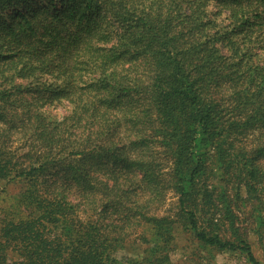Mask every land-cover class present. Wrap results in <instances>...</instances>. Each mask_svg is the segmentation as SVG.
I'll return each instance as SVG.
<instances>
[{
  "label": "trees",
  "instance_id": "obj_1",
  "mask_svg": "<svg viewBox=\"0 0 264 264\" xmlns=\"http://www.w3.org/2000/svg\"><path fill=\"white\" fill-rule=\"evenodd\" d=\"M0 183V264H261L264 0H0Z\"/></svg>",
  "mask_w": 264,
  "mask_h": 264
},
{
  "label": "rangeland",
  "instance_id": "obj_2",
  "mask_svg": "<svg viewBox=\"0 0 264 264\" xmlns=\"http://www.w3.org/2000/svg\"><path fill=\"white\" fill-rule=\"evenodd\" d=\"M64 113L65 111L62 107L51 110V115L57 118ZM0 190H4L6 194L4 195L5 199H8L9 196L18 193L19 186L13 183H0ZM175 202L176 198L174 195L168 194L163 211L172 209ZM127 251L119 253V256L127 255ZM253 251L256 259L261 262V264H264L263 255L256 244L253 245ZM171 260L173 264H243L241 261L230 259L222 255H217L212 260L208 259L206 253L202 251L192 236L181 232L176 234V250L171 255Z\"/></svg>",
  "mask_w": 264,
  "mask_h": 264
}]
</instances>
